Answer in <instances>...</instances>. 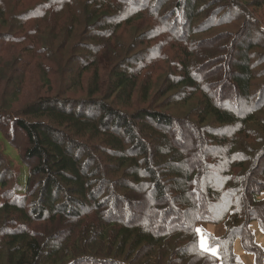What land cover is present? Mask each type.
I'll list each match as a JSON object with an SVG mask.
<instances>
[{"label":"trees","instance_id":"1","mask_svg":"<svg viewBox=\"0 0 264 264\" xmlns=\"http://www.w3.org/2000/svg\"><path fill=\"white\" fill-rule=\"evenodd\" d=\"M251 9L264 0H0V132L28 168L18 195L0 149V264H240L237 241L264 264ZM199 224L224 227L211 250Z\"/></svg>","mask_w":264,"mask_h":264},{"label":"rangeland","instance_id":"2","mask_svg":"<svg viewBox=\"0 0 264 264\" xmlns=\"http://www.w3.org/2000/svg\"><path fill=\"white\" fill-rule=\"evenodd\" d=\"M254 12V20L258 21V25H261L264 28V12H259L258 10L251 9ZM129 35V34H128ZM126 37L127 41H130L132 37ZM158 76V75H157ZM157 85L158 87L162 86L161 80L157 77ZM0 149L7 156L4 158V161L8 163L7 170L15 175L16 182V193L21 195L25 192L26 183L28 179V168L26 164L21 159L18 154V150L4 137V135L0 132ZM3 160V159H2ZM7 175L9 173H6ZM261 197L264 199V192ZM256 227H259L262 237L264 238V232L257 221H252L250 224V229L253 232L254 237L256 236L254 233L256 232ZM224 227L222 224L213 225V224H199L197 226V236L200 248L203 250H211L210 236L214 238L220 237L224 233ZM260 234L258 233L256 239L258 240L257 246L260 247L264 253V243H261L258 239ZM235 254L238 258L240 264H254L253 255L245 252L242 248V245L239 241L235 243Z\"/></svg>","mask_w":264,"mask_h":264},{"label":"crops","instance_id":"3","mask_svg":"<svg viewBox=\"0 0 264 264\" xmlns=\"http://www.w3.org/2000/svg\"><path fill=\"white\" fill-rule=\"evenodd\" d=\"M260 234V236H259V238L258 239H260L259 241L261 242V243H264V238L262 237V234H261V232H260V229H259V227H256V232L254 233L256 236H257V234ZM256 236H255V240H256V242L258 241L257 239H256ZM254 260V259H253Z\"/></svg>","mask_w":264,"mask_h":264},{"label":"bare ground","instance_id":"4","mask_svg":"<svg viewBox=\"0 0 264 264\" xmlns=\"http://www.w3.org/2000/svg\"><path fill=\"white\" fill-rule=\"evenodd\" d=\"M27 147V146H26Z\"/></svg>","mask_w":264,"mask_h":264}]
</instances>
